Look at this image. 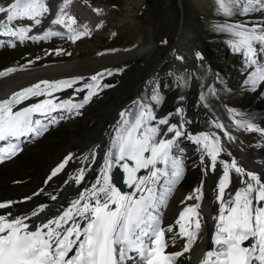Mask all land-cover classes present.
Instances as JSON below:
<instances>
[{
    "label": "snow or ice",
    "instance_id": "6c2138e0",
    "mask_svg": "<svg viewBox=\"0 0 264 264\" xmlns=\"http://www.w3.org/2000/svg\"><path fill=\"white\" fill-rule=\"evenodd\" d=\"M71 3L72 0H64L51 23L65 28L68 39L76 42L91 33L87 26L82 32L74 27L76 19L65 11ZM217 4L226 16H231L237 8L242 15L264 11V0H217ZM96 11L99 14V10ZM45 14H51L45 0H10L7 5H0V36L13 37L21 42L62 36V33L52 29L42 36H29L33 26L41 25ZM25 20L31 24L15 26L16 22ZM222 27L233 37L234 49L243 50L249 56L254 55L255 44H264V25ZM252 63L255 64V61ZM18 70L23 69L9 68L0 72V77ZM112 74L109 70L108 75ZM104 75L103 72L93 75L89 78L90 82H84L83 78L39 81L0 100V142H8L6 147L0 148V163L12 159L21 151L20 145L11 141L28 135L39 137L47 131V126L34 117H48L58 110L79 115L93 97L110 86L102 85ZM248 83L253 90L264 84V67L256 66ZM77 84H82V87L74 88ZM69 88L75 94L84 93L82 99L79 102L73 99L57 102L55 94ZM40 97L43 99L37 103L18 107L27 100ZM152 103L159 105L162 98L154 95ZM229 111L237 128L264 136V129L248 120L236 119L242 114ZM182 112V109L177 110V114ZM119 116L97 179L60 215L34 227L25 221L38 216L45 206H40L28 217L8 219L0 215V264H137V261L139 264H176L178 257L191 251L202 229L200 204L183 208L175 221L177 235L185 241L181 252H167L166 232H173L174 229L171 226L162 228L159 215L174 185L182 178L183 164L171 155V150L176 140L186 134L185 124L190 121H184L181 116L179 125L170 124L169 117L157 118L152 104L142 103L136 104L134 109L122 110ZM212 123L228 140L234 139L222 123ZM169 133L173 134V138H165ZM189 138L204 151L210 160L209 168L215 171L218 157L224 151L220 137L215 133H200L196 136L189 134ZM95 155L93 151V162ZM71 160L72 155L69 154L52 170L48 179L64 170ZM87 160L86 157L85 162ZM220 163L223 173L218 182L216 199L219 210L214 217L216 225L212 248L205 252L201 264H264V178L247 171L235 159L230 163ZM114 168L126 173V183L133 189L131 193H122L116 187L112 179ZM85 171L81 168L72 177L77 186L83 183ZM142 171L144 175H140ZM233 172L240 177L243 186L226 198ZM162 181L163 188L160 187ZM193 198L197 201L203 199L202 186L186 199ZM12 203H0V209L9 208Z\"/></svg>",
    "mask_w": 264,
    "mask_h": 264
},
{
    "label": "bare ground",
    "instance_id": "6f19581e",
    "mask_svg": "<svg viewBox=\"0 0 264 264\" xmlns=\"http://www.w3.org/2000/svg\"><path fill=\"white\" fill-rule=\"evenodd\" d=\"M56 1L45 0L51 14H46L47 19L44 22L42 20L41 25L33 26L29 36H42L48 29H52L55 32H60L63 34L62 36L55 37L68 38L65 28L60 26L59 28L55 27L51 23L59 10L57 4L58 1ZM8 3H10V0H0V5H7ZM80 5L84 6V3L81 2ZM195 6L196 7L194 10L199 7L197 4ZM65 11L68 15L74 17L76 21L79 20V15H71L68 10ZM240 15L242 16V14ZM188 16L189 11H184L180 31L178 34H176L174 39H172V43L165 53L163 52V47H159L156 43H152L151 41L149 43H144L143 38L135 42V44L125 48L126 50H123L125 53H121L123 57H120L119 60H113L106 63H103L104 61L101 63L88 62L87 64H80L79 62L72 60L62 64L56 63L29 69L25 68L23 70H18L11 75L0 77V100H2L9 97L12 93L27 88L39 81L65 80L85 74H92L93 76L105 68L115 67V64H119V66H127L132 65L133 62L141 60L143 61L145 67V69H143L144 67L136 68L135 66L134 68L132 66L130 71L127 72L123 77V82L114 90L109 92L110 98H108V101L111 100L112 102L111 104L108 103L110 105L108 106L109 109H107V111L109 113L112 109L111 106H113V103L119 99H122L120 91L124 87L130 86L133 83H136L137 85L135 91L141 92L145 90V95L144 93L135 95L129 101L127 100L124 105H120L118 109L116 108L114 112L112 111L113 113L111 112L112 114L108 119L107 126L103 131L101 130L102 132H98L97 127L98 118L102 115L101 110L94 111L93 121L91 124H89V127L84 129L83 134L76 135L73 132L67 146H63L55 155V158L57 159L58 157H61L62 153L67 151L69 148L80 147V150L68 153V155H72V160L68 163L70 165L65 168L69 171H61L58 177L55 176L51 179H48L51 175V170L53 169L51 166L53 163L50 162L48 163L47 167H45L42 172L29 183L21 187H0V203L13 202L11 207L0 209V215L6 216L8 219H13L15 217H28L31 216L34 210H38L40 206H45V210L40 212L38 216L32 217V219L25 221L33 227L35 224L45 222L52 217L60 215L61 212L70 205L72 200L76 199L86 187H90V185L97 179L99 170L104 164L105 153L108 150L113 138L114 129L120 120L119 113L125 109H134L136 104H152L158 119L169 117V123L177 125L181 123V116H183L184 121H190V123L185 124L186 138L184 139L186 141L182 139V135L180 139L176 140V142H185L186 144H194L196 146L199 156V164H201L202 168L204 169V185L202 186L203 199L201 201H197L195 198L192 200L184 199L182 200V203L184 202V204L181 205V208L172 209L174 207L173 205H175L181 199L179 196L180 194H175L176 189L181 187L180 179L174 185V190L168 199L166 206L160 208L159 215L161 220L168 215H171L172 218V223L169 226H171L174 231L166 232L165 237L168 245H179L180 243V248L178 251L168 250L167 248V252H181L185 241L177 235L178 227L175 224V221L183 208L190 205L194 206L197 203L200 204L199 213L202 217V229L191 251L184 253L182 256H180V258H184L182 264H201V260L204 256L203 254L212 248V236L216 225V220L214 217L218 215L219 210V203L216 199L218 182L223 173V165L220 163V161L230 163V160L232 161L235 159L238 164L247 171L258 173L262 178H264V136L257 132H248L241 128H237L233 122L232 113L219 105L215 100L216 95H218L220 96V99H222V103L226 104L227 102L225 100L227 99L222 97L223 92H231L232 95L236 96L237 94L239 95L245 88H252V85H249L250 83H248L250 74L255 71L256 66L264 67V57L260 61L255 60V57L264 51V44L254 47V55L249 56L243 50L238 51L234 49L232 46L233 37L230 33H228V37L226 39H222L223 37L221 36H215L213 39L215 44L211 47L208 46L207 49L205 48L204 52H200L194 46L192 35H189L185 30L189 27ZM244 18L245 21L240 24L247 25L248 27H252L253 25H264V11L250 12L247 18ZM81 22H83V24L81 23V25H76L75 28L82 32L84 31L85 27L84 19ZM29 24H31V22L25 20L16 22L15 26H26ZM98 25L99 22L97 23L96 27ZM152 36L153 35H151V37ZM55 37H49L48 39L44 40L28 39L23 41V43L48 41L49 39ZM219 37H221V39H219ZM166 40L167 37L165 41ZM18 43H21V41L13 37H0V46L11 47V45H16ZM232 53L236 54L226 61V55H231ZM172 56L173 60H171ZM204 60L209 64H213L217 68L216 71L214 70L215 73L212 74L213 71H205L202 66V63H206ZM252 61H255V64H253ZM169 63L173 65V69L167 71L165 67L166 64ZM250 66L253 67L249 69ZM113 70H115V68ZM182 70H185L191 74V77L186 79V83L184 85H181L179 79L176 76V73ZM244 70H247L248 72L245 75H240L245 72ZM220 72L222 74H220ZM106 73L108 75V71H106ZM219 74L222 76L223 81L225 77V83L219 84L212 82V79H217L220 77ZM109 77L113 84V82H115L112 79L113 74L109 75ZM114 80H116V78H114ZM165 83L168 85V89L163 90L164 93H161L160 89H162V85ZM213 84L218 85L214 86ZM194 85H196V87L193 89L192 87ZM255 89L253 101L248 105L247 108L250 110V113H247L244 116H238L236 119H245L260 128H264L262 125L264 119V84H262V86L258 85ZM108 91H105V93ZM123 91L124 90H122V92ZM193 93L198 96L197 99H192ZM83 95L84 93H82V96L79 97L71 96L70 98H67L65 96H60L56 98L57 102L68 99H73L74 102H79ZM100 95L101 94L98 96ZM154 95H159L162 98L161 104L155 105L152 103V97ZM201 95L204 97L203 100H201ZM96 97H93L91 103ZM31 102L34 104L38 101L34 102V100H31ZM91 103L81 109L80 114L85 112ZM105 105L106 104H104V107ZM189 106L192 107V112L189 110ZM234 108L235 107H233V109ZM178 109H182L183 112L181 114H177ZM73 114L76 115L75 112L69 113L65 110H58L51 113V115L48 117H37L39 119H44V121L49 120L46 122V124L50 126L51 124L60 121L61 119H65ZM213 121L222 123L225 129L234 139L228 140L220 129L213 127ZM162 127L166 129L167 126ZM191 130L195 131L192 133ZM200 133H215L221 139L224 151L218 157L215 171H212L209 168L210 160L205 155L204 151L197 144H195L192 139L189 138V134L191 136H196ZM45 136H47V134ZM34 137L35 136L33 135H28L21 137V139L24 141H29ZM165 138H173V134L169 133ZM93 151L96 153L94 162L92 161ZM17 157H15V159ZM86 157L88 158L87 162H85ZM57 163H59V160ZM3 165L5 164L0 165V167ZM81 168L86 170L85 178L83 183L77 186L72 177L76 176ZM121 171L124 174V185L126 188L125 194L131 193L133 189L130 188L126 183V173H124L122 169ZM144 174L145 173L142 172L141 175ZM184 174L185 172H183L182 177ZM242 186L243 185L240 183V177L233 172L231 185L226 190V198L228 194L233 193L237 188ZM160 187H164V181L161 182ZM200 187L201 186H198L197 188ZM179 192L180 190L177 191V193ZM53 196L56 197L55 200L52 199ZM29 197L30 199H27ZM9 213L11 215H9ZM169 226L165 228L164 225L162 228L167 229Z\"/></svg>",
    "mask_w": 264,
    "mask_h": 264
},
{
    "label": "rangeland",
    "instance_id": "374dc122",
    "mask_svg": "<svg viewBox=\"0 0 264 264\" xmlns=\"http://www.w3.org/2000/svg\"><path fill=\"white\" fill-rule=\"evenodd\" d=\"M57 1L58 7L60 8L63 5L64 0ZM81 2L84 3V6L80 5ZM196 4L199 5V7L194 10ZM217 6V0H72V3L65 10H68L71 15H79V20L76 25L83 24L81 21L83 17H86L88 23L87 28L93 26V29L89 30L91 34L77 40L76 42H72L67 37H57L53 38L51 42L46 44H26L22 48L11 50L3 49L0 51V72H4L9 68L29 69L56 63L62 64L72 60L79 62L80 64H87L88 62L101 63L103 61V63H106L113 60H119L120 57H123L121 53H125L123 52V50H126L125 48L135 44V42L143 38L144 43H149L151 41L152 43H156L157 46L163 47V52L165 53L170 47L172 39H174L176 34L180 31L184 11L186 10L189 11V27L185 30L192 35L195 48L200 52H204L205 48L207 49L208 46L211 47L215 44L213 41L215 36H221L223 37L222 39L228 37L229 32L224 30L222 26L240 24L245 21L244 17L247 18L248 16H241V12L237 8L234 9L231 16L225 17L226 15L216 9ZM96 10H99V14ZM46 16L47 15L45 14L43 22L46 21ZM98 22L99 25L96 27ZM210 24L212 25L211 27ZM76 25H74V27H76ZM55 27L59 28V25H55ZM151 35L153 36L151 37ZM166 37L167 40L165 41ZM221 37H219V39H221ZM58 52L59 54H57ZM234 54L236 53L226 55L225 60L227 61ZM171 58V60H173V56ZM205 62L207 64L202 63L205 71H213L212 74L215 73L217 68L213 64H209L207 61ZM118 66L119 64H115V67L105 68L97 72V74L102 72L105 73L101 83L102 85L110 86L103 88L100 92L101 95L95 98V100L88 106V109H85L86 111L84 110L85 112L79 115L73 114L69 116L70 118H66L59 122L55 128H52L47 133V136L44 135L38 141L30 144L16 159L5 163V165L0 167V187H21L39 175L50 162L53 163L51 166L55 169L64 160L68 153L80 150V147H71L67 151H64L61 157H58L57 159L55 158L59 149L63 146H67L73 132L76 135H80L83 134L84 129L89 127V124L93 121L94 111L101 110L102 115L98 118L97 127L98 132L101 130L103 131L107 126L109 117L116 108L118 109L120 105H124L127 100L129 101L135 95L142 93L145 95V90L141 92L135 91L137 87L136 83L126 86L122 89L124 90L123 92L122 90L120 91L122 99L115 101L113 106H111L112 109L108 113V106L112 102L111 100L108 101V98H110L109 92L123 82V77L130 71L132 66L134 68L135 66L136 68H143L144 63L141 60L133 62L132 65ZM114 68L115 70H113ZM165 68L167 71L171 70L173 69V65L171 63L166 64ZM143 69H145V67ZM109 70H113L111 71L113 73L112 79L115 81L113 84L109 75L106 73V71ZM247 72L248 71L246 70L240 75H245ZM220 74L222 73L220 72ZM91 76L92 74H85L75 76L74 78H83L84 82H90L89 78ZM114 78H116V80H114ZM224 81L221 75L217 79H212V82L219 84L225 83ZM217 85L218 84L214 86ZM259 86H262V84H259ZM75 87H82V84L74 85V88ZM195 87L196 85L192 88L194 89ZM166 89H168V85L165 83L162 85L160 92L164 93L163 90ZM255 90L251 87H247L236 96L232 95L231 92H223L222 97L227 99L225 100L227 103L223 104L221 101L222 99H220V96L218 95H216V101L225 109L234 110L236 113H240L244 116L247 113H250V110L247 108L253 101ZM105 91L108 92L105 93ZM55 96H65L67 98L69 96L79 97L82 96V93L75 94L73 89L69 88L65 91L56 93ZM197 97L198 96L193 93L192 99H197ZM41 99H43V97L33 98L31 100H34L35 102ZM31 100H27L19 106L22 108L30 106L32 104ZM104 104H106L105 107ZM189 107V110L192 112V107ZM233 107L235 108L233 109ZM262 123L264 127V119ZM193 131L195 130H191L192 133ZM185 136L186 134L183 135V140H185ZM171 155L182 162L184 169L183 172H185L181 178V187H178L175 192L177 195L180 194L179 196L181 199L173 205L174 207L172 209H178L184 204V202L182 203V200L190 195H194V190L197 189L198 186L204 185V169L201 164H199V156L194 144L176 142L171 150ZM58 160L59 163H57ZM69 165L70 164L67 166ZM65 168L62 171H69ZM59 174H57L56 177H58ZM178 190H180L179 193H177ZM171 219V215L164 218L163 223L165 228L171 225ZM179 248L180 243L179 245L172 244L168 246V250L173 251H178ZM183 261V257L178 258L176 264H182Z\"/></svg>",
    "mask_w": 264,
    "mask_h": 264
},
{
    "label": "water",
    "instance_id": "95a60500",
    "mask_svg": "<svg viewBox=\"0 0 264 264\" xmlns=\"http://www.w3.org/2000/svg\"><path fill=\"white\" fill-rule=\"evenodd\" d=\"M113 182L115 183L116 187L122 192L125 193V185H124V175L121 172L120 168L113 169Z\"/></svg>",
    "mask_w": 264,
    "mask_h": 264
},
{
    "label": "trees",
    "instance_id": "16d2710c",
    "mask_svg": "<svg viewBox=\"0 0 264 264\" xmlns=\"http://www.w3.org/2000/svg\"><path fill=\"white\" fill-rule=\"evenodd\" d=\"M28 175H30V174H28ZM30 177V176H29Z\"/></svg>",
    "mask_w": 264,
    "mask_h": 264
}]
</instances>
